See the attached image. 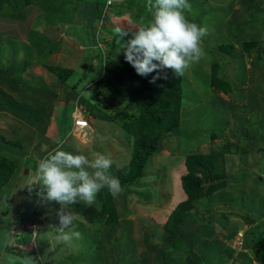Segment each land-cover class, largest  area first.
<instances>
[{"label": "trees", "instance_id": "obj_1", "mask_svg": "<svg viewBox=\"0 0 264 264\" xmlns=\"http://www.w3.org/2000/svg\"><path fill=\"white\" fill-rule=\"evenodd\" d=\"M65 1L0 0V18L11 23L14 22V19H18L16 22H20L21 29H24L25 33L22 36L26 37L25 40L19 37L17 39L15 36L9 38L4 36L10 35L0 33V112H7L13 116L30 120L37 130L45 132L51 121L50 118L54 116V110L50 106L55 105L53 101L57 100L58 96L57 91L54 90L57 89L50 88L52 86L47 85L42 80V76H36L35 79L28 78L30 74L28 68L34 63L41 64L55 74L60 85L62 82H67L72 69L50 61V56L55 52L58 44L52 42L48 27L72 28L77 21L86 20V17L89 16L94 17L96 22V28H93V32L96 34L95 38H88V35H86L87 39L83 38L84 41L91 40L94 43L95 48L90 47V51H96V55H101L102 62L99 59L98 66L101 73L96 75L100 77L95 79L94 98H96V91H101V86L106 87L105 92H108V98L111 99L112 105L116 106L117 111L114 114L108 113L99 104L91 102L89 98L78 93L77 99L79 96L80 102L89 108L92 116L102 120L116 121L128 138L132 140L130 161L120 168L111 166L108 171L109 175L120 181L122 190L128 191V188H131L144 176L145 169L153 156L163 150L164 144L167 143L165 140L171 134L179 132L187 101L192 103L199 101L201 94L193 92L192 84L187 81L188 69L179 77L174 74L172 69L157 70L161 72L160 78L155 83H150L149 81L156 75V71L147 77L138 75L134 67L125 60L123 50L119 51V44L116 43L119 37L112 30L115 28H108L105 14H102L100 9L103 10L105 5L106 11L110 6H114L115 12L113 13L115 14L132 9L134 11L132 20L139 22L140 27H144L150 23L152 18L151 13L146 9L147 0H122L109 5H107L108 0L105 2L67 0L71 3L69 7L71 9L68 16H63L60 10L62 5L66 4ZM39 3L43 4L38 6ZM83 3H87V6L84 10H78L81 9ZM188 4L190 9L185 10L188 19L206 29V34L201 38L199 45L202 49V57L198 62L192 63L189 69L191 68L194 79L200 80L212 92H215L212 116L207 122L209 124L205 126L208 129L206 139L210 140L211 148L209 152L196 151L186 155V173L182 175L181 181L187 197L177 204L164 223L162 243L156 245L155 264H214L217 258L225 257V255L228 259L235 258V248L226 243L216 244L215 241V229L218 222L213 217L212 211L214 204L218 201L223 203V206L242 209L247 215V221L258 220L264 213V200L261 203L257 201L259 193L254 188V185L256 187L259 185L257 184L259 176L253 181L254 173L251 171L256 164L262 165L264 168L262 164V161L264 162V127L257 126L255 122L251 121V117H248V121L241 129L235 127L238 115L231 116L229 113L234 105L233 100L225 99V96L236 92L238 81L242 84L245 81L243 76H247L249 69L243 58L246 54L250 58L253 56L250 67H253L254 72L250 77L254 91L259 93L262 98L256 96V100L252 104L248 103L250 100L245 101L244 107H251L249 112L264 109V0H188ZM43 7L44 14H41V11H36ZM138 9L141 12L145 11L144 18L142 15H137L136 10ZM104 26L106 28L103 30ZM5 38L10 40L3 42L2 40ZM130 38L132 37L129 35L128 39ZM101 41L106 44L108 42L105 48H100L99 42ZM112 53L114 56L111 55ZM237 55H241L240 59L236 58ZM226 56H230L231 60L238 61H236V65L238 64L237 73L232 74L235 76L234 79L227 71L229 64L225 66L221 62L225 59L227 61ZM2 85L5 87L3 88ZM188 87L191 90L187 89ZM5 89L17 92L18 96H13V93H9ZM45 91L49 94H45ZM250 91V98H253L255 92L252 93L251 89ZM257 98H261V100ZM123 100H127L129 104L133 105L134 110L129 111L128 106H123L121 104ZM108 103L103 104L107 107ZM224 110L228 113L226 117L223 116ZM40 120H44V122ZM9 146V143H2L0 140V192L17 178L19 168L17 157L20 159L21 156L31 159L34 157L30 154L25 155L26 149L13 150L16 148L10 149ZM233 154L238 156L240 167L239 170L229 172L228 160L229 156ZM258 156L259 158H257ZM231 179H235L243 186L252 180L253 188L250 194L247 195L242 186L238 195L224 196L222 191L229 185ZM261 181H264V175L261 176ZM218 193H221L222 196L216 199L215 196ZM144 196L149 197L148 195ZM2 199L4 202L14 203L13 198L7 200L3 196ZM118 203L116 198H113L105 188L97 193L94 204L87 205L82 201H77L69 206V210L78 217L74 221L73 227L77 232L86 235V251L88 253L98 256L101 252L102 245L100 243H91L98 236L101 228L116 232L121 228L123 223L120 220ZM203 203L205 204L204 210H199L198 207ZM6 207V209L10 208V206ZM59 208L60 205L55 202L48 205L41 204L40 207L36 205L31 213H20L19 217L23 214V218L16 217L9 222V230L11 227H17L30 221L38 224L40 228L43 223L40 216L57 213L56 210ZM26 213L29 215H25ZM126 223L129 224L126 225V231L120 232L116 238L120 255L117 264H128L127 248L130 245L134 247L132 245L133 238H131L133 229L131 221H126ZM237 233L234 231L229 237L235 238ZM38 235L39 231L35 236V242H37ZM23 237L17 236V240L25 242ZM214 237V240H210ZM202 243L205 244L201 246ZM60 246L62 244H59L57 248ZM243 246V249L248 252H239L243 258L237 264H254V262L264 264V239L260 236L250 235L248 237L247 235L244 238ZM7 249L16 254H25L20 247L15 246ZM55 251L49 252V254L55 253ZM129 251H131L130 248ZM179 252L183 254L181 255ZM94 258L95 264H103V261L98 257ZM65 262L66 264H77V255L67 256Z\"/></svg>", "mask_w": 264, "mask_h": 264}, {"label": "rangeland", "instance_id": "obj_2", "mask_svg": "<svg viewBox=\"0 0 264 264\" xmlns=\"http://www.w3.org/2000/svg\"><path fill=\"white\" fill-rule=\"evenodd\" d=\"M99 1L105 2V0ZM65 2L66 4L62 5L60 12L63 16H68L71 9L69 8L71 3L67 2V0ZM42 4L43 3H39L38 6H41ZM86 6L87 3H83L81 9H77L84 10ZM41 10L38 8L36 11L40 12ZM100 11L102 14H105V22L107 21V25L109 22L116 28L119 27L122 30L128 31V35L124 37V40H128L129 35L132 37L134 32H136L141 26L139 22L132 20L134 15V11L132 9L131 11H126L125 14L120 16L113 13L115 12L114 6H110L105 11L104 5L103 10L100 9ZM136 13L137 15H142V18L146 15L145 11L141 12L140 9L136 10ZM16 21H18V19H14V22L11 23L0 18V33L10 35L4 37L11 38L15 36L17 39L22 38L24 40L25 37L22 36L25 35L23 32L24 29L22 30V25H20V22ZM75 24H77V40H83V38L87 39L86 35H88V38H95L96 34L93 32V28H96V22L94 17H86V20L81 19ZM127 24L132 25V27L128 29ZM105 28L106 27L104 26L103 30ZM108 28L112 29L114 27L110 26ZM116 28L112 29L114 33H116ZM9 38H5L2 41L6 42L10 40ZM109 38L111 39V37ZM72 39L73 38H71L70 41H73ZM77 48H80L78 46V42ZM239 53L240 52L238 51V54ZM111 55L114 56V53ZM237 57L240 59L241 55H237L236 58ZM90 58H93V55H90ZM226 58L227 61L225 59L221 62L225 66L229 64V66H227V71L230 75L234 73L236 74L238 65H236V63L238 61L236 59L231 60L230 56H226ZM243 58L246 60L248 64L247 67L249 69L247 76H243L245 80L243 84L240 81L236 83V92L232 93L234 95L232 96V94H230L225 96L226 100H233L234 104L233 106L231 104L233 108L229 113L231 116L238 115L236 119L237 122L235 124V127L238 129H241L248 121V117H251V121L255 122L257 126L264 127V109L249 112L251 107H244L245 101L247 102L250 100L248 103L252 104L255 102L256 96L261 98L262 96L254 91V86L250 77L254 72L253 67H250L252 66L251 61L253 56L250 58L244 54ZM94 59L98 69L96 71L100 74L101 71L98 66L99 59L100 62H102L101 55H96ZM217 61L220 60L217 59ZM28 69L30 74L38 71H42L47 75L52 73L48 71L49 69L41 65L37 66L32 64ZM73 73L74 70H72L68 81L65 83L62 82L60 87L56 86L60 85V82L56 77L45 76L47 80H49V85L52 86L50 88L54 87L57 89L54 91H57L58 96L57 100L53 101V104L55 105L50 106V108L54 110V116L50 118L51 121L45 132L42 133L40 132L41 130H37L35 125L31 124L30 120L13 116L7 112H0L1 142L9 143L10 149L16 148L13 150L21 151L22 149H26L27 151H25V155L27 154L28 156L30 154L34 156L33 159L30 157L27 158L26 156H21V159L17 157L16 161L19 165L17 178L0 192V264H9V260H11V264H66V257L74 254L77 255V264H95L94 257H98L99 260L103 261V264H117L118 257L120 255L116 238L120 235V232L126 231V225H129L126 221H131V227L133 228L131 238H133L132 245H134V247H131V245L129 246L131 251L127 248V263L155 264L156 245H158V243L159 245L162 243L164 223L167 221L170 213L174 210L177 204L185 200L187 197L181 181L182 175L186 173V155L190 152L210 151L211 144L210 140L206 139V136H208V129L205 126L209 124L207 122L212 116L211 113L214 108L213 98L215 92H212L210 88H208L207 85L205 86V84L200 82V80L198 81L196 78L194 79L191 68H188L186 73L188 75L187 81L192 84L193 92L201 94V98L199 101L197 100L193 103L187 101L184 113L185 115L179 132L171 134L170 137L165 140L167 143L164 144L165 146L163 150L159 154L157 153L153 156L149 165H147L145 169L144 176L139 180V182H136V184L132 185L131 188H128V191L122 190L119 196L116 197V200L119 202L118 210L121 214L120 220L123 224L117 232L114 230L108 231L103 228L100 229L98 236L91 242L93 244L100 243L102 245L101 252L98 256H96L86 251L87 238L85 237L86 235H83L82 233H80L79 238H74L70 245L64 244L63 246L62 244L60 248H57L59 244L54 238L56 234V227H59V217L57 213L50 215L42 214L40 216V218L43 219L42 226L39 228V225L37 224L38 226L36 228L34 227L33 231L31 230L32 228L29 229L31 225L34 224V222L31 221V223L24 222V225L20 224L17 227H11L10 230L8 225L9 222L14 220L16 217L19 219H21V217L23 218V214L19 217L20 213H31L32 209H34L36 205H39V207L41 206L42 203H38L40 199L39 196H37V193L41 191V185L39 183L33 185V191L31 192H29L28 186L25 185L36 178L35 169L38 167L39 161L53 149L62 147L63 150L73 152L74 154H84L88 156L89 159L94 158L97 154H104L112 160V167L115 168H120L130 161L132 154V140L128 138L123 128L117 124L116 121L102 120L97 117L93 119L94 116L90 114L87 106V114L91 122L90 129L85 130V132H87V136H83L79 133H77V135H71V129L73 127L71 112L74 109L75 99L73 100L74 95L68 96V93L73 92L81 94L84 97L89 98L91 102L99 104L101 108L108 113L110 112L111 114H114L117 111L116 106H113L110 101L111 99L108 98V92H105L106 87L101 86V91H96V98H94V81L100 76H94L95 73L85 71L82 65L79 67L77 66V76H74ZM35 77L36 76H28V78L33 79H35ZM50 77L55 79L51 81L52 78ZM231 78L234 79L235 76L232 75ZM44 81L48 85V82L46 80ZM2 87L4 88L5 86L2 85ZM187 89H190V87ZM250 89L252 90V93L255 92V94L253 93V98H250ZM6 91L13 93V96H18L15 91ZM44 93L49 94L46 91ZM41 95L43 96L44 94ZM221 95L224 94L221 93ZM261 98L257 99L261 100ZM109 101L110 103H108ZM101 102L106 104L108 103L107 107H105V105ZM241 102L243 103L239 104ZM121 104L123 106H128L129 111L134 110V106L129 104L127 100H123ZM227 114V111L224 110L223 116L226 117ZM40 121L44 122V120ZM42 128L45 129L44 127ZM257 158H259V156ZM262 164L264 165L263 161ZM239 167L240 164L238 156L234 154L229 156V172H233L236 169L239 170ZM251 171L254 173L252 176L253 181H255V178L259 176V182L257 183L259 185L257 187L254 185V188L259 193L257 201L261 203L264 200V181H261V176L264 175V168H262V165L256 164ZM252 180H250L246 186H243V184H239L235 179H231L229 185L224 191H222L223 195L236 196L242 190V186L245 188L244 190H246L247 195H249L251 189L253 188L251 183ZM221 193H218L215 198H220L222 196ZM143 194L148 195L149 197H146ZM3 196L6 197L7 200L13 198L14 205L9 201L4 202V199H2ZM6 206H10V208L6 209ZM204 206L205 204L203 203L200 207H198V209L204 210ZM28 213L25 215H29ZM212 215L216 218L218 223H216L217 228L215 229L216 239L214 237L210 240L215 239L217 242L216 244H229L231 247L235 248L236 251L235 258L228 259L225 255V257L217 258L214 264H237L243 258L239 252H248L246 249L239 250L235 241L236 239L229 237L232 232L237 231V235L243 233L244 238L247 235L248 237L250 235H254L260 236L264 239V213L258 220L247 221V215L242 209L236 207L229 208L223 206V203L218 201L214 204ZM34 230H36V233L39 231L37 242H35L36 238L33 233ZM72 230L76 231L74 227ZM17 236H22L25 242H19L17 240ZM204 244L205 243H202L201 246ZM15 246L20 247L25 254H16L7 249ZM55 249H57V251H55ZM250 250L251 249H249V251ZM53 251H55V253L49 254V252ZM251 251L253 252V250ZM179 254L182 255L183 253L179 252ZM70 259L71 258L69 257V260ZM254 264H258V262H254Z\"/></svg>", "mask_w": 264, "mask_h": 264}, {"label": "clouds", "instance_id": "obj_3", "mask_svg": "<svg viewBox=\"0 0 264 264\" xmlns=\"http://www.w3.org/2000/svg\"><path fill=\"white\" fill-rule=\"evenodd\" d=\"M146 9L151 13V21L138 28L132 38L124 40L128 31L115 30L119 37L116 41L119 51L123 50L125 60L138 75L147 77L156 71L150 83L160 78L161 72L157 70L165 68L172 69L178 77L182 76L192 63L201 59L203 53L199 45L206 29L188 19L185 11L190 9L188 0H147ZM103 44L105 48L106 42ZM77 101L80 102L79 96L74 102V110ZM111 166L112 160L104 154L89 159L84 154H74L62 147L48 152L39 161L36 178L25 186L31 192L32 186L39 183L41 191L37 196L40 202L60 205L56 210L59 227H56L54 237L58 244L70 245L74 238L80 237L79 232L72 230L78 217L69 210L70 205L77 201L92 205L96 202L97 193L105 188L113 198L122 192L120 181L108 174Z\"/></svg>", "mask_w": 264, "mask_h": 264}, {"label": "crops", "instance_id": "obj_4", "mask_svg": "<svg viewBox=\"0 0 264 264\" xmlns=\"http://www.w3.org/2000/svg\"><path fill=\"white\" fill-rule=\"evenodd\" d=\"M44 12H45V9L43 7V9L41 10V14H44ZM125 13L126 12L123 11L122 13L117 14V15L120 16V15H123ZM73 25H74L73 28L65 27L64 29L62 27H56V26L48 27V32L50 33V37L52 38V42H54V43L57 42V44H58L57 48H55V52L50 56V61H52L55 64H59V65L71 68L72 70H74V73H73L74 76H77V66L79 67L80 65H82L84 67L85 71L95 73L94 76H96V75H98V71H96L98 69L96 68V63H95V59H94V57L96 56V51H93V50L90 51V49H89L90 47L95 48V45H93L94 43H92L91 40H86V41L81 40V39L77 40V24H73ZM80 26H83V25H80ZM110 26L116 28L115 26L111 25L108 22V27H110ZM127 27H128V29H130V27H132V25L127 24ZM71 38H73L72 39L73 41H70ZM25 39H26V37L24 38V40ZM77 42H78V46L80 48H77ZM87 49H89L90 52L86 51ZM90 55H93V58H90ZM33 65L38 66L41 64L34 63ZM41 66H43V65H41ZM29 76H42V80H46L49 84V80H47V78L45 76H47V77L48 76H54L55 77V74L51 73L50 75H47V74H44L42 71L41 72L38 71L36 73L29 74ZM50 78H52V77H50ZM54 79L55 78H52L51 81H53ZM94 83H95V81H94ZM57 86L60 87L61 85L60 86L57 85ZM72 95H74L73 100L74 99L76 100L77 99V93H73V92L68 93V96H72ZM73 111H74V109L72 110L71 114L73 113ZM94 118L95 117H93V119Z\"/></svg>", "mask_w": 264, "mask_h": 264}, {"label": "built area", "instance_id": "obj_5", "mask_svg": "<svg viewBox=\"0 0 264 264\" xmlns=\"http://www.w3.org/2000/svg\"><path fill=\"white\" fill-rule=\"evenodd\" d=\"M118 1H122V0H108L107 5L112 4V3H116ZM99 46L101 48H103L104 44L102 41L99 42ZM72 117H73V129H72L71 133L74 135H77V133H79L83 136H87V132H85V130L90 129L91 123H90L88 116H87V109L81 102L77 101L75 110L73 111V114H72ZM37 226L38 225L36 223H34L33 225H31L30 228H32V230H33L34 227L36 228ZM33 233H34V236L37 235L36 230H34ZM243 236H244L243 233H240L235 238L236 239L235 241L239 247V250L243 249V245H244Z\"/></svg>", "mask_w": 264, "mask_h": 264}]
</instances>
